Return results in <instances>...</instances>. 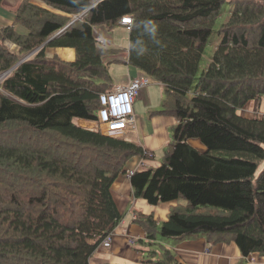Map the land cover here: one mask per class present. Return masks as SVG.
<instances>
[{
    "label": "trees",
    "instance_id": "obj_1",
    "mask_svg": "<svg viewBox=\"0 0 264 264\" xmlns=\"http://www.w3.org/2000/svg\"><path fill=\"white\" fill-rule=\"evenodd\" d=\"M40 1L52 10L25 0L15 13L27 32L15 23L0 28V73L11 70L0 89V264H92L121 222L111 187L145 149L127 133L77 122L96 119L115 62L159 83L157 111L177 120L161 163L131 176L136 199L186 201L160 225L152 213L136 212L160 251L155 264H181L159 238L233 241L244 257L264 255V116L242 113L264 96V0H229L201 73L226 0ZM127 15L128 51L99 32L124 25ZM51 47L74 48L76 57H50Z\"/></svg>",
    "mask_w": 264,
    "mask_h": 264
},
{
    "label": "crops",
    "instance_id": "obj_2",
    "mask_svg": "<svg viewBox=\"0 0 264 264\" xmlns=\"http://www.w3.org/2000/svg\"><path fill=\"white\" fill-rule=\"evenodd\" d=\"M25 0H0V28L11 26L15 23V13ZM33 4L50 9L40 0H31ZM43 5V6H42ZM18 31H23L19 23H15ZM120 26L125 27L121 28ZM115 29L101 32L104 39L110 45L129 48V30L125 25H120ZM28 31V30H27ZM25 33V32H21ZM127 38L125 46L120 41ZM18 51V47L10 43ZM123 46V47H122ZM62 51L58 54L53 48L46 50L47 55L52 57L58 55L63 60L73 61L76 57L74 48L61 47ZM120 66H124L120 68ZM113 86L116 84H127L133 78L139 76L140 71L135 67L123 62L110 64ZM159 84V83H158ZM161 88V85H158ZM162 89V88H161ZM153 89L150 85L140 91L138 99L141 100L143 110L136 114V127L131 129L127 134L129 139L141 145L146 150V156L134 155L125 165V171L120 173L112 184V194L123 218L119 225L113 231L111 246L101 245L91 258L92 264H102L111 262L115 264H155L160 256L156 244L148 243L146 238V227L140 222L136 212L138 209L145 214L152 213L154 223L158 225L167 220L168 215L177 205H185L184 199H178L169 202H162L158 205H151L144 199H136L133 195L131 178L126 171L140 170L149 167L158 166L164 156V149L167 142L170 141V127L174 129L176 118L171 115L159 113L160 99L163 96L152 99ZM136 103V102H135ZM158 107H160L158 109ZM80 125L88 123L87 120H78ZM84 126V125H83ZM173 134V132H172ZM171 134V136H172ZM132 135V136H130ZM191 144L198 149L204 148V145L197 139L190 140ZM157 241L165 243L168 247L174 249L178 260L181 264H264V255L253 253L244 257L235 242H219L210 244L204 237H194L179 242L173 239L159 238Z\"/></svg>",
    "mask_w": 264,
    "mask_h": 264
},
{
    "label": "built area",
    "instance_id": "obj_3",
    "mask_svg": "<svg viewBox=\"0 0 264 264\" xmlns=\"http://www.w3.org/2000/svg\"><path fill=\"white\" fill-rule=\"evenodd\" d=\"M121 23L130 28L132 24L131 16H124ZM11 71V70H10ZM10 71L0 73L1 84L8 76ZM151 80L147 76H137L127 84H116L110 90L100 93V106L96 110L95 124L97 130L104 134H124L136 127V115L134 103L140 94V91L150 85ZM134 170L127 171L131 177ZM112 233H110L102 242L105 247L111 246Z\"/></svg>",
    "mask_w": 264,
    "mask_h": 264
},
{
    "label": "rangeland",
    "instance_id": "obj_4",
    "mask_svg": "<svg viewBox=\"0 0 264 264\" xmlns=\"http://www.w3.org/2000/svg\"><path fill=\"white\" fill-rule=\"evenodd\" d=\"M30 1H31V0H30ZM42 6H43V5H42ZM231 6H232V3H230L229 0H226L225 3H224V6H223V10H222V12H221L220 16L218 17V20H217V22H216V24H215V27H214L215 31H214L213 34L210 36V38H209V40H208V43H207V45H206V48H205V51H204V54H203V58H202V61H201L200 73L208 67V65H209V63H210V61H211V57H212V55H213V52L215 51V48H216V47L218 46V44H219V41H220V35H219V33H218V28H219V25H220L221 23H223V22L226 20L228 14L231 12ZM51 10H52V9H51ZM53 10H54V9H53ZM72 17L75 19L76 17L78 18L79 15H73ZM19 27L23 30V31H19V32H27V28H26L24 25L20 24ZM120 27L125 29V27H123V26H120ZM99 32H104V28H101V29L99 30ZM110 33L113 34L112 31H111ZM126 42H127V38L121 40V41H120V44L123 43V44H124L123 46H125ZM6 45H7L10 49H12L13 51H15V48L13 49V46L10 44V42H7ZM123 46H122V47H123ZM51 48H53V50L56 51L58 54L62 51V48H61V47H51ZM122 67H124V66H120V68H122ZM111 71H112V70H111ZM113 81H114V79H113ZM112 84H114V83H112ZM158 85H159V84H158L157 82H155V81H151V83H150V87H151V89H153V93H152V95H151L153 100H154L155 98H158V99H159V96H160V95L163 96L162 89H161ZM112 87H113V86H112ZM135 102H136V103H134V109H135L136 114H139L140 111L143 110V107H142V105H141L142 102H141L140 99H138V100L135 101ZM161 102H162V99H160V103H161ZM160 107H161V105H160ZM160 107H158V109H159ZM242 113H243V115L246 116V117H252V116L255 115V114H256L257 116L263 117V116H264V96H263L260 100H254V101H251L250 103H248V104L244 107ZM88 123H89V122H88ZM90 124H91V125H90ZM90 124H85V123H83L84 126H86L87 128H90V129L93 127L92 124L94 125V127H96V124H95V123L90 122ZM92 129H93V128H92ZM96 129H97V127H96ZM169 131H170V138H171V134H172V132H173L172 127H170ZM25 135H26V134H25ZM26 136H28V135H26ZM130 136H132V135H130ZM124 139H125V138H124ZM196 148H197V147H196ZM200 150H201V149H200ZM263 167H264V161H262V162L260 163V166H259V168H258V172H259Z\"/></svg>",
    "mask_w": 264,
    "mask_h": 264
},
{
    "label": "clouds",
    "instance_id": "obj_5",
    "mask_svg": "<svg viewBox=\"0 0 264 264\" xmlns=\"http://www.w3.org/2000/svg\"><path fill=\"white\" fill-rule=\"evenodd\" d=\"M157 29H158V25L157 24H152V26L148 29V31L150 32V33H152V34H155L156 33V31H157ZM135 115H136V112H135ZM88 121V120H87ZM89 123L88 124H90V122H95V119L94 120H92V121H88ZM91 125V124H90ZM92 128H94V129H96V127H94V125L92 124ZM101 132V131H100ZM129 131H127L126 133H128ZM104 134V133H103ZM125 134V133H124ZM105 135H114V134H105ZM147 154H146V150H145V154L143 155V156H146ZM134 171H136L135 169H133ZM129 171V170H128ZM126 174H127V171H126ZM129 177V176H128ZM131 178V177H130ZM112 238H113V234H112Z\"/></svg>",
    "mask_w": 264,
    "mask_h": 264
},
{
    "label": "water",
    "instance_id": "obj_6",
    "mask_svg": "<svg viewBox=\"0 0 264 264\" xmlns=\"http://www.w3.org/2000/svg\"><path fill=\"white\" fill-rule=\"evenodd\" d=\"M76 19H77V17H76L74 20H76ZM74 20H73V21H74ZM73 21H72V22H73ZM58 33H59V32H58ZM58 33H56V34H58ZM56 34H55V35H56ZM55 35H54V36H55ZM20 62H21V61H20ZM20 62H19V63H20ZM19 63H17V64H19ZM85 127H86V126H85ZM200 142H201V141H200ZM202 151H206V148H205V147L202 148Z\"/></svg>",
    "mask_w": 264,
    "mask_h": 264
},
{
    "label": "bare ground",
    "instance_id": "obj_7",
    "mask_svg": "<svg viewBox=\"0 0 264 264\" xmlns=\"http://www.w3.org/2000/svg\"><path fill=\"white\" fill-rule=\"evenodd\" d=\"M85 124H88V123H85Z\"/></svg>",
    "mask_w": 264,
    "mask_h": 264
}]
</instances>
